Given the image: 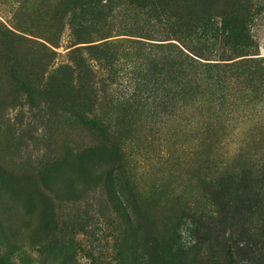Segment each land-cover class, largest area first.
Returning <instances> with one entry per match:
<instances>
[{
  "label": "rangeland",
  "instance_id": "rangeland-1",
  "mask_svg": "<svg viewBox=\"0 0 264 264\" xmlns=\"http://www.w3.org/2000/svg\"><path fill=\"white\" fill-rule=\"evenodd\" d=\"M261 60L264 0H0L5 264H264Z\"/></svg>",
  "mask_w": 264,
  "mask_h": 264
},
{
  "label": "trees",
  "instance_id": "trees-1",
  "mask_svg": "<svg viewBox=\"0 0 264 264\" xmlns=\"http://www.w3.org/2000/svg\"><path fill=\"white\" fill-rule=\"evenodd\" d=\"M249 18L250 16L247 17V25L249 23ZM222 28L225 33V35H223L224 39L227 40L228 43L232 44L234 49H240V51L246 52L247 55H244V56H247V57L253 56V54L251 53H253V49L255 45H253V42L251 41V37L249 36L248 30L246 32V25L244 23L241 26H237L235 24L234 25L225 24ZM2 38L5 39V42L3 45L6 47V51H5L6 54L9 56L12 55L13 59H15L18 65L19 62L17 59L18 57L16 54V48L19 46H22V44H24V42L26 41L22 38L14 36L10 32L8 33L6 32L2 34ZM251 62H254V61H251ZM255 63L264 64V60H261L259 63H257L256 61ZM260 70H262L263 76H264V69L260 68ZM209 86H210L209 91H211L212 88L216 86V84L211 83ZM109 197H110L111 203L114 205L115 208H116L117 203L121 205L120 199L117 197V194L113 192V190L109 191ZM260 223H264V220H261ZM138 229H140V227H138ZM172 249L174 248L173 246H171V243L155 240V245L153 247L155 259L157 261H161L162 264H183L179 262V259L181 257L180 252H177L175 255H173L174 250ZM117 259L119 260L120 258H117ZM5 262L6 261L2 258L0 254V264H5Z\"/></svg>",
  "mask_w": 264,
  "mask_h": 264
}]
</instances>
